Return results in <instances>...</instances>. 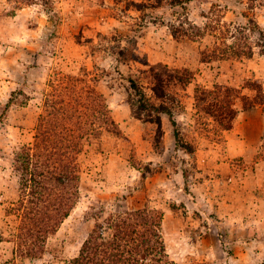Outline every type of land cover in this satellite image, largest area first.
I'll list each match as a JSON object with an SVG mask.
<instances>
[{"label": "rangeland", "instance_id": "1", "mask_svg": "<svg viewBox=\"0 0 264 264\" xmlns=\"http://www.w3.org/2000/svg\"><path fill=\"white\" fill-rule=\"evenodd\" d=\"M23 1L0 0V264H72L98 223L145 207L162 213L167 264H264V104L250 107L253 83L264 93V0ZM131 80L173 120L137 112ZM70 82L101 122L85 128L76 207L22 257L36 200L17 154Z\"/></svg>", "mask_w": 264, "mask_h": 264}, {"label": "trees", "instance_id": "2", "mask_svg": "<svg viewBox=\"0 0 264 264\" xmlns=\"http://www.w3.org/2000/svg\"><path fill=\"white\" fill-rule=\"evenodd\" d=\"M8 1L12 3V0ZM23 2L32 4L34 0ZM8 14L12 15V11ZM234 54L235 59L252 56L251 51L247 53L243 49ZM216 58L224 59L214 55L206 57L207 60ZM130 83L138 98L137 112H164L173 120L171 111L162 105L158 107L150 104L139 85L133 80ZM253 84L252 88L258 93L250 104L251 108L264 104V93L262 94L257 83ZM63 85V93L56 96L57 99L44 102L46 107L52 109V113L50 117H39L35 144L24 147L17 154L23 173V185L30 186V194L36 200L31 202L32 207L28 214L22 216L17 235L16 254L22 257L35 258L37 252L43 253L48 239L56 235L61 224L76 207L81 180L77 160L82 153V141L87 135L88 130L85 128L101 122L98 115L90 114L92 108L89 98L83 92L78 93L76 85L71 82ZM154 91L156 93V86ZM105 123L113 132L118 131L111 116L107 117ZM157 124L161 126L160 120ZM231 128L230 125L225 127L226 130ZM175 138L179 143L178 131H175ZM162 220L161 212L148 207L116 216L109 215L104 224L98 223L91 230L78 256L71 263L167 264L168 255L160 235Z\"/></svg>", "mask_w": 264, "mask_h": 264}]
</instances>
